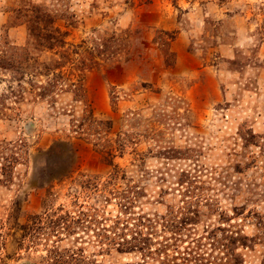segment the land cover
Listing matches in <instances>:
<instances>
[{
  "label": "rangeland",
  "instance_id": "rangeland-1",
  "mask_svg": "<svg viewBox=\"0 0 264 264\" xmlns=\"http://www.w3.org/2000/svg\"><path fill=\"white\" fill-rule=\"evenodd\" d=\"M0 264H264V0H0Z\"/></svg>",
  "mask_w": 264,
  "mask_h": 264
},
{
  "label": "trees",
  "instance_id": "trees-1",
  "mask_svg": "<svg viewBox=\"0 0 264 264\" xmlns=\"http://www.w3.org/2000/svg\"><path fill=\"white\" fill-rule=\"evenodd\" d=\"M42 16L44 17V15H42L40 12L25 16V22L27 23L28 33L30 35V41L26 46L16 47L18 50L16 51L17 53H26L30 50V47L32 46L37 47L39 50L44 48L52 49L54 46H63L66 43L64 32H60L58 28L53 26L52 19H46V21ZM107 46V44H104V47L100 51L104 53L105 48ZM60 57L61 61L53 60V64L39 62L36 57L32 60V64H30V60L32 59V57L30 56H28L27 59L14 58L13 61L10 62V65L12 71L21 74V78H24L26 75L30 78H34L37 74H40L41 76H46L47 80L45 82L35 83L29 81V84L32 88L35 89V95L39 96V98L49 99L48 97L53 96L55 88L60 78L59 74L51 72L52 70L50 69H57L63 66L65 64V59L68 58L67 54L64 52L61 53ZM25 62L27 64H25ZM29 67L32 69L31 71L29 70ZM50 72L52 75H54L52 78L49 77ZM12 89L13 87H11L10 92L12 93V95H14V91ZM19 94L21 93H17L16 95H14L16 99L14 100L15 102L19 101ZM83 119L90 122V125L94 128V130H97V125H106V120L98 119L96 116H94V113L91 109H87V111H84ZM52 153H57L56 145L52 146L50 150L46 152L47 155H50ZM49 177H51L52 180L56 176L49 174Z\"/></svg>",
  "mask_w": 264,
  "mask_h": 264
}]
</instances>
